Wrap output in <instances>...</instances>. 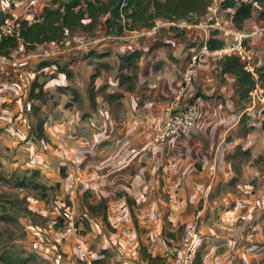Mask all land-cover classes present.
<instances>
[{
    "label": "crops",
    "instance_id": "0c3cea01",
    "mask_svg": "<svg viewBox=\"0 0 264 264\" xmlns=\"http://www.w3.org/2000/svg\"><path fill=\"white\" fill-rule=\"evenodd\" d=\"M47 1L0 0V11L13 19L30 21ZM219 1L211 0L206 14L207 22H214L216 27L179 28L187 41L200 43L195 46L197 49L205 45L211 33L217 32L218 39H222L221 30H234L233 10L220 8ZM244 1L252 4V18L243 30L256 23L264 25V20L259 19L264 3ZM222 13L228 17L223 24ZM155 25L152 37L163 46L143 48L137 62L135 89L125 92L119 101L122 114L115 116L104 107L101 97L92 102L83 93L79 96L81 112L76 108L79 102L68 100L66 123L49 126L44 122L46 140L30 134L35 124L30 110L45 103L30 99L29 92L34 81L46 92L53 79L45 76L56 74L55 64L60 59L56 53L59 55L63 48L43 54L44 49L37 51L38 47L57 45L45 43L36 46V50H25L19 45L12 58L21 61L24 81L11 76L8 67L0 64V174L16 185L17 199L26 208V215L21 214L18 219L24 235L13 241L24 252H19L21 258L27 254L39 264H87L106 250L107 264H148L140 256L139 248L152 256L164 257L169 249L162 235L163 223L167 221L172 229L188 224L197 227L200 238L212 237L205 243L201 240L202 264H264V196L257 199V191L263 192L264 184L255 187V194L248 184L239 185L236 193L222 196L217 190L219 183H226L232 176L225 156L235 146L253 148L254 154L264 152L263 123L248 124L254 126L255 134L238 138L237 124L244 112L238 110V83L232 74H218V59L210 52L202 56L193 73L192 88L203 102L191 127L182 137L145 150L163 121L166 102L177 88L190 54L171 47V54L157 57L156 52L164 45L178 40L169 32L170 24L157 21ZM161 32L166 34L160 35ZM122 36L132 38V33ZM247 51L253 67L263 66L264 35L250 41ZM155 60L160 61L161 68L156 66V71H152L150 66ZM40 72L46 75L40 76ZM90 74L86 71L81 77L84 90ZM101 76L95 80V86L104 83ZM118 89L111 93L120 92ZM259 117L262 120L264 115ZM211 165L215 176L209 185ZM120 192L124 196L118 197ZM166 192L171 194L170 200H165ZM126 197L136 203L133 214L137 229L128 208L132 204L126 203ZM100 199L107 201L104 212H90L88 205H96ZM68 208L83 223L86 260L77 256L71 237L55 226Z\"/></svg>",
    "mask_w": 264,
    "mask_h": 264
},
{
    "label": "trees",
    "instance_id": "16d2710c",
    "mask_svg": "<svg viewBox=\"0 0 264 264\" xmlns=\"http://www.w3.org/2000/svg\"><path fill=\"white\" fill-rule=\"evenodd\" d=\"M210 6L211 0H49L43 5L39 15L32 20L16 19L19 21L18 35L4 37L0 41V55L12 58V54L18 49L19 45H22L25 50H31L45 43H54L62 46L68 37H73L78 33L94 38L98 23L102 19L106 37H120L124 33L149 29L154 27L157 21L169 23L185 20L192 25H197L200 23L201 18L206 16ZM220 8L233 10L231 22L234 30H243L246 22L252 18V4L249 2L236 3L233 0H223L220 3ZM12 19L11 15L0 11V25ZM259 19L264 20V11L259 13ZM169 32L173 34L174 38L180 39L182 42L185 40L184 32L179 28L171 26L169 27ZM222 45L223 41L218 39L217 32L211 33V36L205 42L206 49L210 52L221 48ZM120 57L122 68L130 71V75H125V80L123 81L125 85L121 83L118 86L121 88V92L107 93V87L95 89V80L102 72H107L110 68L105 63H98V66L92 69L87 85V97L90 101L93 102L96 97H101L106 103L119 102L125 92L134 91L139 53L126 52L121 54ZM217 72L219 75L228 73L235 76L238 83L236 92L238 110L240 112L243 111L248 103L249 93L257 85L264 91V65L255 66L253 72H250L245 69L237 57L224 56L217 60ZM120 77L118 75L117 78ZM121 85H124V87ZM29 98L41 100L42 102L46 99V93L38 85L37 81H34L31 86ZM33 109L36 111L37 108ZM244 116H246V113L241 114L237 124V136L240 139H245L252 130L251 126L243 123ZM43 125L44 120L37 118L36 123L30 129V133L34 134V137L38 140H45ZM235 149L233 154L225 156L226 161H231L232 163L238 157L250 156L249 148L242 149L241 145H239ZM236 172H239V170H236ZM235 177L231 179L229 185H233L232 183L236 181ZM121 195V192L117 193L118 197H121ZM2 198L3 196L0 194V201ZM106 202V199H100L96 205H88V210L100 214L104 212ZM126 203L128 205L132 203L128 197H126ZM130 213L132 223L137 229L135 216L133 212L130 211ZM102 217L105 220L104 213H102ZM182 229L183 226L176 228L180 233ZM166 234L168 238L164 236L165 239L174 238L172 233ZM139 252L142 259L148 264H165L163 257L152 256L141 246ZM108 256V252L102 250L100 257L92 259L90 264H107ZM29 257L32 259L31 256ZM26 262L27 259L21 258L19 253L14 255L6 249L0 251V264H27L28 262ZM35 263L37 264L36 261ZM194 264H202L200 248L196 250Z\"/></svg>",
    "mask_w": 264,
    "mask_h": 264
},
{
    "label": "rangeland",
    "instance_id": "374dc122",
    "mask_svg": "<svg viewBox=\"0 0 264 264\" xmlns=\"http://www.w3.org/2000/svg\"><path fill=\"white\" fill-rule=\"evenodd\" d=\"M260 2L264 3V0H260ZM209 13H212V12L209 11ZM221 18L223 20L222 24L224 23V21L228 19V17L223 13H222ZM208 19H209L208 16H204L201 18L200 22L207 23ZM164 34L166 33L165 32L160 33V35H164ZM177 40L178 42H171V44L168 46L164 45L166 47H163L159 52H156V56L161 57V56L167 55V53L171 54L172 53V50H170L171 47L172 49H175L176 51H177V48L179 47L180 50L182 51L187 50V53L191 54V52L197 49L195 46L197 47L200 46V43H198L197 41H191V39H190L191 42L187 41L186 36L183 42L180 41V39H177ZM148 46H152V49L153 48L160 49L161 47L159 46H163V45L160 44L158 39H153V37H150V38L144 37V38H137V39H132L128 37L125 38L123 36L106 37L104 35V26H103V19H102L98 23L94 38L89 37L82 33H78L74 35L73 37H68L64 41V44L61 47L59 45H57V47L55 45L50 46V48L49 47L44 48L46 46L38 47L37 51L44 49L43 54H45V52L47 53L56 52V51L58 52L60 51L61 48H63L61 49V51L63 52L60 51L59 55H57L56 53V56L60 58L59 60H57L59 64H55L56 69H57L56 74L52 73V74H48L47 76H45L46 74L44 72L39 73L40 76H45L48 78V80H52V79L53 80L48 84V89L45 92L46 99H45V102H43L45 104L41 103V104H38L39 106H35L37 107L36 111H34V109L30 110L34 116L33 119H35V123H36L37 118L43 119L44 122H48L49 126L56 125V123H66V101L68 100L69 101L74 100V102L76 101L79 102L76 104V108L78 107V110L83 109V105L81 104L82 101L79 99L78 96L83 95L84 93L85 99L87 98L89 100V98L87 97L88 93H87L86 87H85V90L83 88L84 82L81 79V77L86 71H89L90 73H92V69L96 68L98 66V63H105L109 65L110 68L107 72L101 73L102 74L101 78L104 81V83L99 84L98 86H95V89H99L101 87H107L106 89L107 93H111V91H117V88H119L118 87L119 84L123 83L125 85V83L123 82L125 80L124 79L125 75H130L129 70L126 71L122 68L121 62H120V58H121L120 55L126 52L131 53L133 51V52H138L140 56V53L143 52V48H147ZM166 50H169V52ZM89 55H90V59L87 60L86 58H89ZM154 59H157V58L155 57ZM159 63L160 61L155 60V62L151 64L150 67L152 68L150 70L156 71L155 70L156 66H158V68H161V64ZM118 75L121 77L117 78ZM66 78H70V79L67 80ZM137 80H138V77H137ZM137 80H135V85L138 82ZM179 82H180V79H179ZM124 85H121V86L124 87ZM192 87H193V84H192ZM120 89L121 88H119L118 90ZM193 93H195L196 95L199 94L196 91V89H193ZM170 98H168L167 101H169ZM250 100L251 98H249L248 101ZM105 103H104V107H106L109 110V112H112L113 114H115V116L118 117V113H120L119 116L122 114L120 102L112 101V102H109L108 104L107 103L105 104ZM109 104H110V107H109ZM42 105H44L45 107L43 108ZM63 106H64V109H63ZM258 110H259V107L251 111L250 115L246 114V116H244L243 123L245 124L263 123L264 124V118H262L261 120V117H259V114L264 115V109H262L260 113L258 112ZM68 111L69 113L70 111L72 112V110H68ZM79 111L81 112V110ZM75 113L76 112H74V114ZM239 113L240 112H238V114ZM243 113H249V112H243ZM29 114L30 112H28V115ZM263 124L261 126L262 128H263ZM251 127H252V130L249 132V134H255L254 126L251 125ZM30 134L32 137H34V134L33 135L32 133ZM258 137H260V134L258 135ZM228 139H230V136L228 137ZM45 140H46V136H45ZM235 147L228 154H233L236 150ZM242 149H247V148L245 147ZM249 149H250V156L248 157H244V156H242L241 158L238 157L237 159L233 160L232 163L231 161L229 162L225 160L227 163L230 164V167L232 169V176L229 178V180L226 183L224 184L219 183L217 185V190H220L221 196L227 193H236L237 187L243 184H248L249 186L253 187L254 188L253 194H255L256 193L255 187L261 183L264 184V152H259V154L258 152H255L254 154L253 148H249ZM236 170H239V172H236ZM254 172H257L258 174L251 176L250 174ZM210 175L211 176H210L209 185H211L212 179L215 176V171L211 170ZM233 177L236 178V181L232 183L233 185H229V182L231 181ZM15 186L11 182H7V180H5L3 176H0V194L3 196L2 200L0 201V219H1L0 221V251H3L4 249H6V250H9L11 254H14V255L18 254L20 251L23 252V250L20 249V246H18L17 244L15 245L13 241L17 239L18 237H21L22 235H24V232H23L24 227H22L18 219L21 214L23 217L26 215V211H23V210H26V208H24V203L22 202V200L17 199V190L16 191L14 190ZM217 193L219 192H216V194ZM170 195L171 194L169 192L164 193V196L166 197L165 200H170ZM257 195H259L257 199L261 198L262 200L264 196V188H263V192L257 191ZM122 196H124L123 193L121 197ZM129 200L132 202L131 203L132 206H129L128 208L131 212H133V207L136 208V203L131 198H129ZM65 208L66 206L64 207V209ZM70 210L73 211L72 209H69L67 211L70 212ZM67 211L64 210L65 212L64 214H66ZM73 212L75 213V211ZM75 214L77 215V213ZM63 218H64V215H62L60 222H57L55 224L56 227L61 228V229L63 228V223H64ZM163 224L164 226H163L162 235L168 238V235L166 233H172L174 236L173 239H165V243H168L167 244L168 247H178L180 249L184 248L185 245L187 244L188 239L191 236L190 233L188 234L186 232L185 227L186 226L191 227L192 225L183 224V229H182V232L180 233L178 232V230H176V228L172 229L171 225L167 221H164ZM82 226H83V223H81L80 225L81 232L83 231ZM194 232L196 233L197 238H198V241L196 243L198 249L200 248L202 242L205 243L206 239L212 238V237L211 238L204 237V239L200 238V236L197 234V227H195ZM200 256L202 258L201 250H200ZM22 258L27 259V262H28V263L26 262L27 264H36L35 261L37 262V264H39L35 258L32 257L33 259L32 260L30 259L29 256H27V254L22 256Z\"/></svg>",
    "mask_w": 264,
    "mask_h": 264
},
{
    "label": "built area",
    "instance_id": "2783aa9c",
    "mask_svg": "<svg viewBox=\"0 0 264 264\" xmlns=\"http://www.w3.org/2000/svg\"><path fill=\"white\" fill-rule=\"evenodd\" d=\"M222 1L223 0H220L218 2L219 6ZM233 1L236 3L245 2L244 0ZM214 3L216 4V1H214ZM209 9H211V6ZM168 24L187 30L197 25H201L204 28L216 27L214 22L192 25L185 20L169 22ZM18 29V20H7L5 23L0 25V41L4 37L17 36ZM156 29L157 25H154V27L149 29L134 31L131 32V37L133 39L140 37H152L154 36ZM221 32L223 37V45L221 48L210 52L204 45L200 49L194 50L189 55L181 74L180 82L164 109L162 125L153 134L151 141L146 145V151H151L158 143L168 141L172 138L182 137L191 127L197 111L203 102L200 96L193 93L192 88L193 73L203 55L210 52L216 59H220L224 56H235L244 65L246 70L253 72L254 67L250 64L247 44L250 41L257 39L259 36L264 35V25L256 23L252 24L248 30L238 31L226 29L221 30ZM0 64L6 65L10 74L17 80H25L24 69L20 60L0 55ZM249 96L251 100L248 101L247 106H245L244 112H251L258 107L259 109H264V91L260 86L257 85L255 89L249 93ZM210 170H214L213 165L210 166ZM63 219V232L65 235L71 237L77 256L82 260H86L87 251L84 247L83 236L80 228L82 223L81 219L71 210L70 212L67 211V213L64 214ZM185 229L188 234H191L187 244L182 249L178 247H169L163 257L165 264H194L195 253L198 249L196 245L198 238L194 232L195 227L193 225L191 227L186 226ZM87 264H90V262H87Z\"/></svg>",
    "mask_w": 264,
    "mask_h": 264
}]
</instances>
